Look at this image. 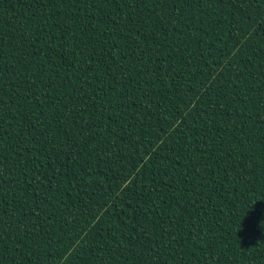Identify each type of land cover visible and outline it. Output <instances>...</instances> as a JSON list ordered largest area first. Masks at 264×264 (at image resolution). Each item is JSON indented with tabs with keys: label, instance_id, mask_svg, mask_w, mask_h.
Masks as SVG:
<instances>
[{
	"label": "trees",
	"instance_id": "1",
	"mask_svg": "<svg viewBox=\"0 0 264 264\" xmlns=\"http://www.w3.org/2000/svg\"><path fill=\"white\" fill-rule=\"evenodd\" d=\"M0 264H264V0H0Z\"/></svg>",
	"mask_w": 264,
	"mask_h": 264
},
{
	"label": "snow or ice",
	"instance_id": "2",
	"mask_svg": "<svg viewBox=\"0 0 264 264\" xmlns=\"http://www.w3.org/2000/svg\"><path fill=\"white\" fill-rule=\"evenodd\" d=\"M259 218L258 215H251L249 217V225H248V228L249 230H254L255 229V226H256V220Z\"/></svg>",
	"mask_w": 264,
	"mask_h": 264
}]
</instances>
